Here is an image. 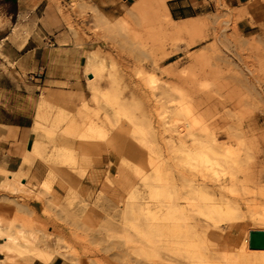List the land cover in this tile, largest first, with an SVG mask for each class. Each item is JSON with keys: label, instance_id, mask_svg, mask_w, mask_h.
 Returning a JSON list of instances; mask_svg holds the SVG:
<instances>
[{"label": "rangeland", "instance_id": "374dc122", "mask_svg": "<svg viewBox=\"0 0 264 264\" xmlns=\"http://www.w3.org/2000/svg\"><path fill=\"white\" fill-rule=\"evenodd\" d=\"M167 1L140 0L110 21L91 7L49 0L64 23L67 43L83 55L68 73H60L64 83L48 84L42 93V116L55 131H37L57 165L54 183L61 179L64 191L58 195L53 183L50 195L41 187L38 215L25 199L0 200L11 212L10 217L0 213L2 234H23L54 252L49 260L31 251L34 260L154 264L150 236L131 229L123 211L133 202L141 214L130 221L151 223L145 181L153 156L185 151L194 139L213 140L221 152L236 153L239 177L249 190L257 178L264 185V0H210L212 9L204 15L171 23L189 27L181 33L165 28L170 24ZM139 4V13L131 14ZM14 12L0 0V27ZM52 93L70 100L44 104ZM115 137L121 143L113 151L107 139ZM61 145L72 147L78 158H58ZM101 145L113 163L103 165V180L83 196L81 182ZM81 146L89 151V168L81 165ZM65 187L77 192L70 206L64 202ZM56 200L58 208L50 205ZM248 221V216H236L235 236L243 235L245 227L264 230ZM3 256L0 264H16Z\"/></svg>", "mask_w": 264, "mask_h": 264}, {"label": "bare ground", "instance_id": "6f19581e", "mask_svg": "<svg viewBox=\"0 0 264 264\" xmlns=\"http://www.w3.org/2000/svg\"><path fill=\"white\" fill-rule=\"evenodd\" d=\"M139 10L140 4L131 14L139 13ZM167 16L170 18V24L164 26L167 30L181 33L189 29L185 25H171L178 22L169 13ZM69 100V96L52 93L44 104ZM38 129L47 133L55 131L54 127L48 125L45 115L37 122L36 130ZM120 143V139L116 137L107 139V146L113 151L117 150ZM216 145L213 140L194 139L185 151H173L165 157L160 154L153 156L149 167L152 171L145 181L149 192L148 215L151 219L147 227L130 221V218H136L141 213L132 201L126 203L124 221L135 232L143 234L144 238L146 235L150 236L154 264H164V261L167 264H264V246H259L261 237L255 234L264 230L251 231L245 227L243 235L235 236L237 223H233L236 216L244 215L253 224L264 226L263 182L258 178L251 181L252 190H249L246 182H243L245 179L241 181L239 177L242 165L240 166L241 161L236 153L230 150L221 152ZM68 147H57L56 156L62 158L69 154L72 159H76V151ZM83 149L81 146V165L84 163L85 168H89L91 163L86 156L89 151L84 153ZM33 159H41L50 165L51 170L41 187L51 195L57 165L40 142L34 147ZM15 179L7 181L6 187L18 193L23 186L20 179ZM65 188L68 193L64 196V202L66 206H70L77 192L73 188ZM50 205L58 208L57 205L60 204L56 200L55 204ZM245 224L244 222L243 225ZM0 240V254H5L6 258L13 259L16 264H30L34 257H46L49 260L54 257V252L48 247H40L37 239L28 240L18 233L2 234L1 227ZM31 251L37 252L34 257H30ZM162 253L166 258H163Z\"/></svg>", "mask_w": 264, "mask_h": 264}, {"label": "crops", "instance_id": "0c3cea01", "mask_svg": "<svg viewBox=\"0 0 264 264\" xmlns=\"http://www.w3.org/2000/svg\"><path fill=\"white\" fill-rule=\"evenodd\" d=\"M59 1L68 6L91 7L115 21L140 0ZM209 1L168 0L166 6L170 17L181 22L207 13L209 7L212 9ZM1 2L13 7L15 12L7 14L0 27V200L25 199L29 211L38 215L43 211V202L38 198L43 195L41 184L49 174L46 162L32 160L34 147L41 142L36 124L43 113L42 93L48 84L64 83L66 80L60 73H68L77 56L81 59L83 55L81 50L67 43L68 37L62 32L64 23L49 6V0ZM34 75H40L41 79ZM112 163V154L103 152L101 145L95 165L81 182L83 196H90L97 189V184L103 180V165L107 167ZM16 176L23 186L18 193L6 187L7 181H14ZM63 185L59 178L54 183V190L60 196ZM9 211L0 203L2 216L10 217ZM3 260L0 254V262ZM30 264L45 263L34 260ZM50 264H86V261L71 262L56 257Z\"/></svg>", "mask_w": 264, "mask_h": 264}, {"label": "water", "instance_id": "95a60500", "mask_svg": "<svg viewBox=\"0 0 264 264\" xmlns=\"http://www.w3.org/2000/svg\"><path fill=\"white\" fill-rule=\"evenodd\" d=\"M257 236H260L261 237V241H260V245L261 247L264 246V232H256L255 233Z\"/></svg>", "mask_w": 264, "mask_h": 264}, {"label": "built area", "instance_id": "2783aa9c", "mask_svg": "<svg viewBox=\"0 0 264 264\" xmlns=\"http://www.w3.org/2000/svg\"><path fill=\"white\" fill-rule=\"evenodd\" d=\"M34 77H35L36 79H41V76H40V75H34ZM32 79H33V77H32Z\"/></svg>", "mask_w": 264, "mask_h": 264}]
</instances>
